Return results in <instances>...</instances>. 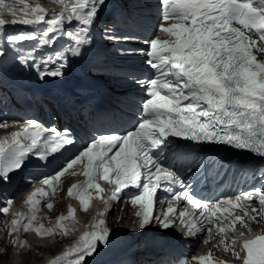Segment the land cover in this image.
<instances>
[{
	"label": "snow or ice",
	"instance_id": "obj_1",
	"mask_svg": "<svg viewBox=\"0 0 264 264\" xmlns=\"http://www.w3.org/2000/svg\"><path fill=\"white\" fill-rule=\"evenodd\" d=\"M55 2L60 10L49 14L38 2L18 0L17 6L0 0V39L3 40L0 66L11 54L18 65L35 71L41 81L65 77L71 61L81 57L93 44L92 30L104 0ZM160 3L157 36L147 41L149 50L144 53L145 63L154 73L152 78L139 81L147 95L138 124L122 135L97 137L59 171L44 177L40 182L50 191L41 188L32 193L27 199L31 215L13 219L5 230L9 237L21 230H31L41 238L67 236L69 228L64 221L75 220L76 210L71 209L68 216H59L54 227L33 226L42 203L35 197H48L44 206L52 210L61 178L80 164L85 180L73 184L67 195L77 199L83 211L89 209L93 192L103 200L100 194L105 190L100 180L114 186L109 196L114 202L120 201L124 189L136 188L140 191L129 201L142 208L136 214L141 229L155 223L163 230L182 227L188 237L206 233L204 244L218 239L216 246L242 259L243 264H264V234L243 239L245 232L241 231L230 240L227 235L235 233L238 224L251 231L249 225L259 223L258 217L264 218V190L242 193L210 205L196 198L192 191L176 193L168 187L179 184L181 188H190L185 181L191 176L195 182L199 162L186 169L175 167L174 159L168 166L164 163L166 153L174 155L180 151L178 140L226 145L264 159V0H160ZM18 24L45 27L7 33L9 26ZM159 33L168 38L161 39ZM59 40L64 44L57 49ZM32 42L35 43L30 48L24 47ZM0 127L8 125L0 123ZM73 143L67 128L61 131L53 127L46 133L40 125L29 123L13 133L9 142H0V181L11 182L10 174L25 166L29 154L46 163L50 156ZM158 189L171 193L177 205L181 200L185 204L174 206L166 201V209L154 213ZM253 198L257 206H252ZM7 204L10 206L12 201ZM187 205L199 211L190 210ZM8 206L0 208V212L7 214ZM112 235L106 220L99 218L50 264H93L90 258L109 245ZM238 241L240 251L236 249ZM10 243L17 249L32 252L27 241L16 238L10 239ZM241 251L245 253L243 257ZM195 264H214L212 252L196 257Z\"/></svg>",
	"mask_w": 264,
	"mask_h": 264
},
{
	"label": "bare ground",
	"instance_id": "obj_2",
	"mask_svg": "<svg viewBox=\"0 0 264 264\" xmlns=\"http://www.w3.org/2000/svg\"><path fill=\"white\" fill-rule=\"evenodd\" d=\"M4 2L5 3H8V4H16L17 6H19L18 5V0H4ZM36 2H38V3H40L43 7H45L46 8V10L49 12V10L52 8V7H55V8H60V5L59 4H57L56 2H55V0H30V3H36ZM8 19H10L11 17L10 16H8L7 17ZM25 30H30V29H27V28H25ZM24 30V31H25ZM33 30V29H32ZM17 33V30H13L12 31V34H16ZM3 43V40L2 39H0V44H2ZM33 43H35V42H32V43H30V44H28V45H24V47L25 48H30L31 46H32V44ZM18 67L20 68V71L21 72H23V73H26V70L27 69H25V68H23V67H21L20 65H18ZM0 68H2L1 66H0ZM142 78V77H141ZM141 79H139L138 80V82L140 81ZM141 86H142V84L141 83H138V85H137V87L138 88H141ZM142 93L139 91V90H137L136 91V95L135 96H130V97H128L127 99H128V101H130V102H133V103H135V104H137L139 101H137V98H139V96L141 95ZM133 108V110H135V108H134V106L132 107ZM123 116L125 117V119H131L132 118V116H133V111H132V109H130V110H126V111H124L123 112ZM127 213V212H126ZM124 217V215L122 214V216H120V218L121 219H123V221L125 220V217ZM116 224V223H115ZM70 234H72V233H70ZM70 236L71 235H69L66 239H63V245H64V247L61 249V251L63 250V249H65V248H68V246L66 245V243L67 242H69V241H71V238H70ZM72 239H74V237H72ZM47 238H40V239H38V241H35V245L37 246V248H34L33 249V253L35 254V258H34V256H33V258H29V260L30 261H37L38 259H39V257H37V256H40V254L41 253H43L44 252V254L46 255L45 257H46V260L48 261L47 263H45V264H50V262H51V260L54 258V255H52L51 257H48V255H50V252H54V251H56L57 249H56V247L58 248V247H61L60 246V244H61V242L59 241V239H57V240H52V241H50V242H47ZM30 241V240H29ZM0 244H1V241H0ZM36 249H37V253H35L36 252ZM17 251L14 253V255H11V257H10V255L9 254H5V253H2L1 255H0V263L1 264H6L7 262H9V260H10V258H11V261H12V263H13V261H19L20 260V256H16L17 254ZM32 253V254H33ZM63 253V252H62ZM48 257V258H47ZM24 258L25 259H27L28 260V257L27 256H24ZM32 263V262H31ZM34 263V262H33ZM42 264H44V263H42Z\"/></svg>",
	"mask_w": 264,
	"mask_h": 264
},
{
	"label": "rangeland",
	"instance_id": "obj_3",
	"mask_svg": "<svg viewBox=\"0 0 264 264\" xmlns=\"http://www.w3.org/2000/svg\"><path fill=\"white\" fill-rule=\"evenodd\" d=\"M115 223V222H114ZM56 249H57V247H56ZM35 253H37V249H36V252ZM0 255H1V253H0ZM3 255V254H2ZM25 256H27L28 257V260H29V258H33V256H34V258H35V254L33 253L32 254V257L30 256V255H25ZM36 259V258H35ZM24 261H27V259H25L24 257H22V258H20V260L19 261H13V263H12V261H11V258H10V260H9V262H7L6 264H16V263H23L24 264ZM32 263L34 262L35 263V261H31ZM1 264V263H0ZM5 264V263H4Z\"/></svg>",
	"mask_w": 264,
	"mask_h": 264
}]
</instances>
